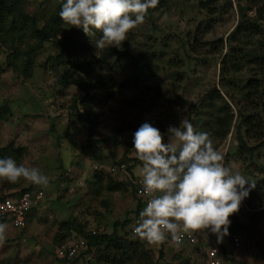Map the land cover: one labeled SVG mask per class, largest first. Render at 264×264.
I'll use <instances>...</instances> for the list:
<instances>
[{
    "label": "rangeland",
    "instance_id": "rangeland-1",
    "mask_svg": "<svg viewBox=\"0 0 264 264\" xmlns=\"http://www.w3.org/2000/svg\"><path fill=\"white\" fill-rule=\"evenodd\" d=\"M227 1L217 0L214 4V12L202 9L196 0H165V2L162 0L160 3L158 2L154 9L149 10L144 23L131 30L126 41L123 42L128 43V47L132 49L134 55L138 53L149 59L151 64L149 69L137 77L131 71L132 61L129 56L118 53L117 56H111L106 63L92 68L88 73L78 70L72 78L75 81H81L82 84L89 85L86 99L79 98L83 94L76 83L66 88L59 85L58 74L65 66L57 64L53 59L57 51L55 45L48 42L41 45L39 49L36 47L29 49L33 46L34 40L28 39L27 34L21 33L25 40L20 42L14 40V44L16 48L19 47V50H25L26 53L12 60L17 64L13 69L7 58L11 45L3 35H0V74L3 73L0 76L2 80L0 83L12 84L13 81L20 80L36 85L39 95H42V99L44 98V101H41L42 105L47 103L48 108L52 110L51 114L68 117L72 126H75L78 139H83V149H86L84 145L87 127L90 128L89 134L94 138L111 137L118 142H127L130 148L127 152L128 160L123 161L126 167V164L135 159L132 155L133 134L143 123L147 122L158 128L164 134L165 142H167L169 126H179L181 119L191 120L196 131L209 133V124L212 123L213 115L221 116L223 112L221 101H226L234 118L237 112L243 109L248 110L249 113L253 112L249 105H244L239 99L241 93L239 87H242L250 74L259 77V90L262 89V98H264V44L259 42L264 40V0H256L255 3L242 1V5L245 7L244 14L250 21H254L260 30L243 34L238 37V41L230 42L232 45H239L261 55L262 60L259 65L262 64V66L253 62H243L237 67V71L230 74L233 81L231 83L224 79L221 80L219 74V61L229 44L228 35L238 20L235 0ZM211 7L213 6L211 5ZM23 8L28 14L33 15L39 9L45 10L30 2L23 4ZM70 27L63 24L62 31L57 33L55 39L64 41L70 36L72 41H77V34L82 30ZM100 35L97 32L91 38L87 36L82 49L76 53L77 55H74L73 59L82 60L97 57L99 54H97L92 40L99 39ZM150 56H153L152 60ZM21 62L25 66L24 72L20 70ZM217 90L221 99L217 98L215 94ZM73 103H76L74 109ZM76 109L82 112L84 117H87L88 124L74 114ZM69 111L72 113L71 116L68 115ZM261 116L264 119V114ZM210 137L216 149L224 155L225 165L235 166L247 180L255 185L249 191V195L244 198L247 206L252 210L254 207L264 209V144L252 154L241 148L238 149V141L235 138L232 125L224 140L218 141L211 135ZM109 140L93 147L98 149L96 154L107 155L108 162L112 164L122 157L125 148L121 143L114 147ZM244 140L247 146L256 142L250 138H244ZM107 168H103V171L106 172L103 176L113 178V174H107L112 173ZM66 169L63 176L73 179L72 169L70 170V167H66ZM89 171L98 170L91 169ZM74 172L78 173L79 171ZM86 187V194L89 195L90 202H88V207L83 209L85 213H88L87 220L77 218L82 225L81 231L100 229L102 226L104 231L105 226L100 220L107 215L112 218L116 216L113 213L116 208H114V198L111 193L113 191L102 190L95 195L96 187L94 185L88 184ZM247 187L249 186L246 185ZM81 207L82 203H76L70 211L78 213ZM262 216L258 220L261 226L257 225L251 236L247 237L237 233L241 238L243 249H254L255 255H259L263 251L260 243V241L264 243L261 238L264 236V215ZM53 221L57 222L55 217H52L48 222L43 235L33 238H23L24 232L21 229L11 230L8 225V238L0 246V264H61L55 257L54 246L67 241L66 239L70 236H80L82 233L76 232L72 228V230L64 227L57 229L56 223L53 224ZM0 223L7 224L5 221H0ZM129 230L130 228L127 226L117 234L122 235L123 232H126L124 235L131 239H137L144 250L157 256L158 249H152L135 234H130ZM52 232L54 233L52 237L58 233L55 236H58V239L54 240L52 248L46 249L45 246H47ZM228 238L230 240V237ZM98 254L108 255V252ZM257 257L254 256L251 264L262 262ZM178 260V262L172 263L162 257L158 260V264H188L183 259ZM81 263L79 259L76 262V264Z\"/></svg>",
    "mask_w": 264,
    "mask_h": 264
},
{
    "label": "clouds",
    "instance_id": "clouds-1",
    "mask_svg": "<svg viewBox=\"0 0 264 264\" xmlns=\"http://www.w3.org/2000/svg\"><path fill=\"white\" fill-rule=\"evenodd\" d=\"M157 4L158 0H61L59 18L90 38L99 32L100 38L92 40L98 54L120 48ZM132 143V155L140 162L142 194L148 197L135 236L149 246L167 242L178 247L185 236L210 232L222 243L229 235L230 217L255 185L235 166H226L210 135L196 131L187 119L169 126L167 142L158 128L145 122L134 132ZM21 179L42 188L49 185L38 168L0 158V181L15 184ZM7 231L8 225L0 223V246Z\"/></svg>",
    "mask_w": 264,
    "mask_h": 264
},
{
    "label": "trees",
    "instance_id": "trees-1",
    "mask_svg": "<svg viewBox=\"0 0 264 264\" xmlns=\"http://www.w3.org/2000/svg\"><path fill=\"white\" fill-rule=\"evenodd\" d=\"M160 1L162 0H158L159 3ZM196 1L202 9H206L211 12L215 11L214 4L217 2V0ZM242 1L246 3L256 2V0H235L238 20L228 35L229 44L219 61L220 79H224L229 83L233 82L230 78V74L237 71V67L243 62H253L256 65H259V62L262 60V56H259L254 51L247 48H242L239 45L231 44L232 42L238 41V37L243 34H249L260 30L258 25L254 21H250V19L244 14L245 7L242 5ZM27 2L34 3L45 10L39 9V11L34 15L28 14L23 8V4ZM211 5L213 7H211ZM60 7L61 0H0V35H3L11 45V49L7 53V58L9 59V65L11 68L15 69V65H17L16 63L12 62V60L26 53L25 50L21 51L19 50V47L16 48L14 44V40L16 42L25 40L21 34L23 33L27 34L28 39L34 40V43L32 44L33 46L29 47V49H33L35 47L39 49L41 45L48 42L55 45V48L57 47V51L55 52L53 59L57 64L65 66V68L58 74L59 85L63 88H66L67 86L76 83L83 94L79 98H87L89 85L82 84L81 81H75L72 76H74L78 70L88 73L90 70H92V68L106 63L111 56H117L118 53L127 54L129 56L132 61L131 71L137 77L141 76L149 69V66L151 65L148 61L149 59L138 53L134 55L132 53V49L128 47V43H123L120 48L111 47L109 49L106 48L101 50L97 57L94 56L87 59L74 60V55L82 49V45L87 36L83 33V31H80L77 34V41H72L70 36L67 38V40L64 39V41H57L55 39L57 33L62 31L61 28L64 24L59 18ZM39 22H41V24H39ZM259 42L264 44V40ZM150 59L152 60L153 56H150ZM21 65L22 69L20 68V70L24 72V63L21 62ZM259 66L261 67L262 64ZM259 86V77L254 74H250V76L245 79L242 87H239V90L241 91L239 99L244 105H249L250 109L253 111L251 113H249L248 110L243 109L242 111H238L234 118L233 113L226 101H221V110H223L221 116L214 114L212 123L209 124L210 132L208 134H210L213 139L218 141L224 140L232 125L234 126L235 138L238 141V149L241 148L242 150L247 151L249 154H252L255 150L263 146L264 119L262 118L261 114H264V98H262L263 92L262 89L259 90ZM215 94L217 95V98L221 99L218 90L215 92ZM5 108V104L0 106V117L1 112H3ZM74 108H76V103H73V109ZM74 114L79 116L83 122L88 124V119L82 115V112L76 109ZM68 115L71 116L72 113L69 111ZM189 121L191 122V120ZM86 129L87 136L86 143L84 145L85 148H90L97 144L105 143L110 139L109 141L113 143L112 145L114 147L121 143L125 148L121 157L122 159H117L114 162H125L128 160L129 157H127V152L130 147L127 142H118L111 137H104L100 139L94 138L89 134L90 128L87 127ZM244 138H250L256 142L251 146H247ZM22 150L23 149L21 147H14L11 144H7L3 147H0V158L11 157L19 165L18 159L22 156ZM132 161L133 162L126 164L127 172H129L130 169L139 162L136 159H132ZM94 178L99 184L95 188V192H98L101 188L106 191H125L127 186L130 184L129 181L125 182L116 180L110 176L105 177L101 174H98L97 172H94ZM100 182L103 183V185H100ZM131 189L133 192V188ZM22 190L25 189H20L19 192ZM262 215H264V209L257 210L256 207H254L253 210L250 209L249 211L239 210L236 214L230 217L231 223L228 230L230 237L231 235L237 233L247 237L251 236L252 231L255 228V223L263 217ZM239 216L244 217V220L247 219L248 221L245 223L236 221V218ZM125 224V221H122L118 225L115 224L113 232L111 233H106L98 229H93V231L86 230L83 232L81 231L82 225L78 223V221L76 222L75 219L63 221L59 223L60 229L63 227L65 229L72 228L74 231L82 233L79 234L84 242L85 252L83 255L87 257V260H85L81 255L80 257L78 256L70 261H65L63 259L57 258L56 256L55 257L61 262V264H76L78 259L82 262L81 264H158V260L163 257L161 249L157 251V256H153L152 252H148L143 249L141 243L137 239H131L124 235L126 232L122 231V235L117 234L116 228H123ZM66 233L68 234L69 232ZM130 234L132 233L130 232ZM72 238L73 237L70 236L68 239ZM103 252H108V255L98 254Z\"/></svg>",
    "mask_w": 264,
    "mask_h": 264
},
{
    "label": "crops",
    "instance_id": "crops-1",
    "mask_svg": "<svg viewBox=\"0 0 264 264\" xmlns=\"http://www.w3.org/2000/svg\"><path fill=\"white\" fill-rule=\"evenodd\" d=\"M5 84L0 83V106L5 104L6 107L1 112L0 117V147L7 144L21 147L23 149L22 156L18 159V163L26 167L38 168L49 178L47 188L33 185L23 179L15 184L0 181V197L3 195L15 197L20 189L31 191L41 189L44 193L42 201L26 212L23 227L16 228L7 221L5 222L10 226L11 230L21 229L24 232L23 238H33L43 235L45 227L52 217H55L57 221H53V224L56 223L57 229H59V223L69 219H75L76 222L78 221L77 218L87 220L88 213H85L83 209L88 207L90 198L86 194L87 190L85 188H87L88 184L97 187L99 184L94 178V172L103 175L106 173L103 168L109 167L113 163L110 164L108 162L107 155L96 154L98 149H95V147L83 149V139H78L75 126H72L68 117L51 114L52 110L48 108L47 103L42 105L41 101H44V98L42 99V95H39V89H36V85L20 80H15L12 84ZM139 164L140 162L126 173H129L130 177H138L137 169ZM94 165L98 166V171H89L93 170L92 167ZM66 167H70V170L72 169L73 179L63 176ZM74 171L79 172L76 173ZM107 174H113V179L129 181L130 183L129 177L122 171ZM100 185H103V183L100 182ZM131 186L130 183L125 191L111 192L114 198V208L116 207L113 213L116 216H114L115 218L110 215L104 217L105 214L103 213L104 218L100 221L105 226L104 231L106 233L113 232L114 225H118L122 221H125L126 224L123 228H116L117 233L127 228V226L130 228L129 231L136 227L139 213L145 206L133 195ZM82 187L83 189H81ZM77 188L80 189L77 190ZM102 190V188L99 189V191ZM76 203H82L81 210L78 213H72L70 210ZM256 209L258 210L259 208ZM100 214L102 215V213ZM236 221L245 223L248 220H244V217L239 216ZM257 225L260 227L261 223L256 222L255 228ZM50 235L51 238L47 241L46 249L52 248L54 240L58 239V236L55 237L56 235L52 237L54 235L53 232ZM193 236L196 238V244L193 247L185 244H180L178 247L171 246L167 242L160 246L151 247L152 249H162L163 258L167 262L172 263L181 261L178 259H183L188 264H204V260L195 254V248L201 245L217 247L221 252L224 264H251L254 256H258L259 261H262L259 264H264L263 241H260L261 250L263 251L259 255H255L254 249L244 250L241 244L239 248L234 249L228 238L230 234L224 237L222 243H217L216 235L210 232L207 236L202 233H196ZM261 238L264 240V236Z\"/></svg>",
    "mask_w": 264,
    "mask_h": 264
},
{
    "label": "built area",
    "instance_id": "built-area-1",
    "mask_svg": "<svg viewBox=\"0 0 264 264\" xmlns=\"http://www.w3.org/2000/svg\"><path fill=\"white\" fill-rule=\"evenodd\" d=\"M93 170H97L98 166L94 165ZM69 170L68 168L66 169ZM110 172L122 171L129 177L130 183L133 188L134 196L146 206L148 197L142 194V187L138 177H130L126 173V167L123 162H115L108 167ZM66 173V172H65ZM64 173V174H65ZM44 193L41 189L22 190L15 197L3 196L0 197V221H7L13 227L20 228L24 226L26 212L36 207L43 199ZM241 211H249V207L243 200L240 205ZM102 230V228L98 229ZM134 228L131 229V233L134 234ZM93 231V230H92ZM103 231V230H102ZM231 244L234 249L240 247V237L237 234L231 235ZM181 244L193 247L196 244V238L194 236H185ZM55 256L65 261H70L76 257L83 256L85 260L87 257L83 255L85 252V246L83 239L80 236H75L72 239H68L65 242L58 244L55 249ZM195 254L204 260V264H224L220 250L215 246H197L195 248Z\"/></svg>",
    "mask_w": 264,
    "mask_h": 264
}]
</instances>
